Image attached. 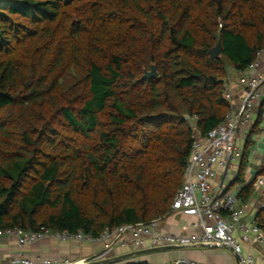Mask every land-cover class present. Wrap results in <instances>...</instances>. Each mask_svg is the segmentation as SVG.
<instances>
[{
    "label": "trees",
    "instance_id": "1",
    "mask_svg": "<svg viewBox=\"0 0 264 264\" xmlns=\"http://www.w3.org/2000/svg\"><path fill=\"white\" fill-rule=\"evenodd\" d=\"M263 49L264 0H0V231L98 238L168 215L193 136L230 109L227 68ZM246 151L241 202L264 176L242 178Z\"/></svg>",
    "mask_w": 264,
    "mask_h": 264
},
{
    "label": "built area",
    "instance_id": "2",
    "mask_svg": "<svg viewBox=\"0 0 264 264\" xmlns=\"http://www.w3.org/2000/svg\"><path fill=\"white\" fill-rule=\"evenodd\" d=\"M263 52L264 49L259 51L256 60L244 71L239 70L241 73H246L245 86L239 103L233 106L232 95L225 87L224 98L230 104V109L224 121L204 136L198 133L193 136L191 152L184 168L183 182L174 196L171 212L185 216L188 219V227L199 228V233L165 234L152 228V223H137L105 229L98 238L82 232L51 233L45 227H40L37 231H24L13 227L0 231V236L12 237L19 248L44 238L59 242L89 241L103 245L102 251L91 258L73 261L79 263L113 257L116 247L129 249L131 252L159 246L189 247L218 244L229 246L237 254V264H253L252 255L243 254L241 245L249 242L251 238H254L256 242L264 241V233L258 227L255 216L249 224L241 220L244 208L240 205L241 201L237 194L243 184L224 190L222 187L213 188L212 180L217 174H220L222 179L229 178L234 162H237L241 156V141L247 137L254 118V109L263 98L264 64L259 59ZM261 120L264 123V112L261 113ZM263 165L264 152L259 155L258 171ZM263 185L264 176H261L255 186L259 188ZM206 219L211 223H207ZM236 232H239L237 236ZM126 235L129 236L128 240ZM70 263L72 261L68 259L52 263L42 261L39 257L37 260H32L24 256L22 252H19L10 262V264ZM170 264L199 263L187 258H179Z\"/></svg>",
    "mask_w": 264,
    "mask_h": 264
},
{
    "label": "crops",
    "instance_id": "3",
    "mask_svg": "<svg viewBox=\"0 0 264 264\" xmlns=\"http://www.w3.org/2000/svg\"><path fill=\"white\" fill-rule=\"evenodd\" d=\"M260 62L264 64V52L260 56ZM246 80V73H241L239 70L233 68L226 79V89L232 95V104L236 106L244 90ZM263 98L254 109V118L250 125L247 137L241 141V150L247 143L246 161L243 166V176L245 181H250L254 178L258 171L259 155L264 152V123L260 121L255 124L259 111L264 112V89ZM236 167L232 168L230 177L222 179L220 174H217L212 180L213 188H223L230 190L235 185H241L240 181L232 184L237 179L239 162H236ZM244 185V184H243ZM240 205L244 208V213L241 220L249 224L251 219L256 216L257 211L264 206V185L257 188L255 185L252 193L246 202H241ZM211 223L210 220H205ZM188 219L177 213L170 212L165 217L152 223V228L165 234H182L199 233V228H190L187 225ZM239 232H236L237 236ZM126 239L129 236L126 235ZM241 251L243 254H251L253 257V264H264V241L256 242L251 238L249 242L242 243ZM103 249L101 243H92L85 241L76 243L71 241L59 242L53 239L44 238L34 244L26 245L19 248L15 239L7 236H0V264H10L11 260L17 256L19 252L32 260H37L39 257L42 261L49 263L59 262L64 259L70 261L87 260L90 257L100 253ZM130 252L129 249H121L116 247L114 249V256ZM187 258L194 260L199 264H237V259L228 250L222 247L206 248L198 246L177 247L172 250L155 252L145 254L132 259L130 262H147L149 264H170L176 259Z\"/></svg>",
    "mask_w": 264,
    "mask_h": 264
},
{
    "label": "water",
    "instance_id": "4",
    "mask_svg": "<svg viewBox=\"0 0 264 264\" xmlns=\"http://www.w3.org/2000/svg\"><path fill=\"white\" fill-rule=\"evenodd\" d=\"M221 52H222V46H221L220 41H218L215 46H213L212 48H210L208 50V54H209L210 58H212V59L219 57ZM157 74L158 73L156 71L155 65L151 64L149 70H146V69L143 70V74L141 76V79L154 78L157 76ZM212 79L214 80V78H212ZM201 247H206V248L222 247V248H225L226 250L230 251L235 256V258L237 259V254L234 253L233 250L229 246L218 245V244H204V245H201ZM175 248H177V247L176 246H159V247H152V248H143V249L127 252L124 254L116 255V256H113V257H110V258H107L104 260L90 261V262H84V263L72 262L70 264H116L118 262L127 261L129 259H132V258H135L138 256H142L145 254L162 252V251L172 250Z\"/></svg>",
    "mask_w": 264,
    "mask_h": 264
},
{
    "label": "rangeland",
    "instance_id": "5",
    "mask_svg": "<svg viewBox=\"0 0 264 264\" xmlns=\"http://www.w3.org/2000/svg\"><path fill=\"white\" fill-rule=\"evenodd\" d=\"M233 71V68L232 67H228L227 68V77H228V75H230V72H232ZM227 79V78H226ZM236 161L234 162V167L233 168H235L236 167ZM91 258V257H90Z\"/></svg>",
    "mask_w": 264,
    "mask_h": 264
}]
</instances>
